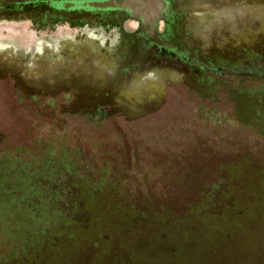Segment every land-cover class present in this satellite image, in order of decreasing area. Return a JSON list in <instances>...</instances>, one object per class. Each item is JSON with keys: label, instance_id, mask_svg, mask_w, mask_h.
<instances>
[{"label": "trees", "instance_id": "1", "mask_svg": "<svg viewBox=\"0 0 264 264\" xmlns=\"http://www.w3.org/2000/svg\"><path fill=\"white\" fill-rule=\"evenodd\" d=\"M252 126L264 138V124ZM59 140L38 158L0 157V264H264V164L234 184L182 174L175 186L193 189H135L171 182L157 171L167 148L133 162L151 172L129 174Z\"/></svg>", "mask_w": 264, "mask_h": 264}, {"label": "flooded vegetation", "instance_id": "2", "mask_svg": "<svg viewBox=\"0 0 264 264\" xmlns=\"http://www.w3.org/2000/svg\"><path fill=\"white\" fill-rule=\"evenodd\" d=\"M218 61L264 62V0H0V83L76 124L155 113Z\"/></svg>", "mask_w": 264, "mask_h": 264}, {"label": "rangeland", "instance_id": "3", "mask_svg": "<svg viewBox=\"0 0 264 264\" xmlns=\"http://www.w3.org/2000/svg\"><path fill=\"white\" fill-rule=\"evenodd\" d=\"M207 68L202 92L168 89L155 113L130 121L109 118L95 123L99 129L94 123L76 124L74 117L45 108L44 101L13 92V84L0 83V157L38 158L65 139L78 160L109 162L123 173H148L150 167L138 169L133 162L154 158L158 143L167 148L162 154L171 161L157 171L168 173L171 182L128 186L180 191L193 187L175 186L174 176L214 173L237 177L232 183H238V174L254 168L255 161L264 164V138L252 129V124H264L256 123L257 115L264 116V62L248 66L218 61Z\"/></svg>", "mask_w": 264, "mask_h": 264}]
</instances>
